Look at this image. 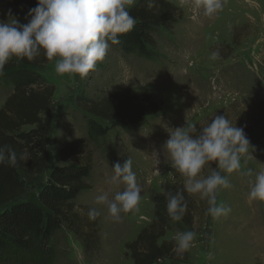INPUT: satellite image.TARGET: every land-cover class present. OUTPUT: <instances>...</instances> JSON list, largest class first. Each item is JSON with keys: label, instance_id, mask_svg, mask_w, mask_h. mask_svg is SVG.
<instances>
[{"label": "rangeland", "instance_id": "obj_1", "mask_svg": "<svg viewBox=\"0 0 264 264\" xmlns=\"http://www.w3.org/2000/svg\"><path fill=\"white\" fill-rule=\"evenodd\" d=\"M166 1L182 16L171 29L158 28L150 55L126 53L112 45L96 70L84 79L58 74L55 60L41 69L56 87L50 161L41 175L25 176L28 189L21 199L38 202L54 165L55 150L81 137L88 142L93 170L76 208L79 213L87 208L100 211L98 242L85 249L81 239L64 225L50 241L54 256L49 264H134L127 245L152 223L153 196L162 193L165 184H183V178L163 155L169 129L187 124L199 129L216 114H225L233 125L244 128L252 156L242 159L241 171L251 169L253 175L233 172L229 176L231 187L221 190L217 203L232 211L218 221L206 215V200L191 195L195 202L193 224L172 222L159 243H175V234L187 230L197 233L196 240L179 259L157 264H264V202L249 204L247 200L255 174L264 170V0H222V10L213 17L197 15L196 19L190 9L179 6L178 0ZM9 10L19 23L28 22L27 8L15 6L13 0H0V20L9 19ZM216 50L222 55L212 61L210 55ZM127 87L151 95L161 110L143 125L114 128L92 141L85 102L110 97ZM11 92L12 86L0 79V108ZM154 151L160 153L158 165L152 157ZM127 158L132 160L142 198L139 212L122 214V220L116 222L108 215L107 206L97 204L96 198L107 192L111 199L123 189V185L111 183L112 166L123 164ZM211 170L206 165L202 174L207 176Z\"/></svg>", "mask_w": 264, "mask_h": 264}, {"label": "trees", "instance_id": "obj_2", "mask_svg": "<svg viewBox=\"0 0 264 264\" xmlns=\"http://www.w3.org/2000/svg\"><path fill=\"white\" fill-rule=\"evenodd\" d=\"M13 4L29 10L36 6V0H13ZM130 14L137 23L131 32L120 35L121 43L114 46L142 56L151 54L158 28L171 29L182 16L179 9L166 0H138L130 8ZM49 62L43 53L33 61L13 58L0 76L5 85L12 86L11 94L0 108V146H11L18 156L16 167L0 165V264H49L54 256L50 241L64 225L81 239L85 249L98 242V219L88 217L92 208L82 213L76 208L78 198L88 188L93 170L85 138L69 140L55 150L54 165L39 192L38 202L21 199L28 189L25 176L41 175L50 161L56 87L41 73ZM85 106L90 114L87 130L92 141L106 136L114 128L143 125L161 110L151 95L130 87L104 99L89 100ZM27 126L30 129L24 130ZM182 188V183H168L162 193L153 196L152 223L127 245L134 264H157L165 259L180 258L174 251L173 241L159 243V240L173 222L166 212V197ZM184 197L187 212L177 223L190 226L195 202L187 192Z\"/></svg>", "mask_w": 264, "mask_h": 264}, {"label": "clouds", "instance_id": "obj_3", "mask_svg": "<svg viewBox=\"0 0 264 264\" xmlns=\"http://www.w3.org/2000/svg\"><path fill=\"white\" fill-rule=\"evenodd\" d=\"M136 0H36V6L28 10L25 24L11 16L0 20V76L5 65L13 58L17 61L35 60L43 55L56 61L58 74H75L81 79L96 70L97 64L107 56L112 45H119L120 35L131 32L137 20L130 14ZM181 8H188L192 18L203 15L211 18L222 10V0H178ZM151 6V5H150ZM30 18V19H29ZM220 58L219 50L210 55L212 61ZM250 141L244 128L233 125L225 114H216L205 126L195 125L169 129V138L162 146L165 162L183 178V188L166 197V212L173 222L182 221L187 212L184 192L206 200V215L213 221L226 218L232 209L217 203L222 189L231 187L229 176L233 172L252 176V170L241 171L242 159L252 156ZM160 153L153 152L155 164L160 163ZM23 155L19 159H23ZM16 167L18 156L9 145L0 146V165ZM215 164V167L212 165ZM212 170L204 176L205 166ZM111 183L123 185L109 199L105 192L96 203L106 205L108 215L116 222L122 214L139 212L142 187L132 170V160L112 166ZM159 173V170H155ZM248 203L264 202V170L255 174L247 197ZM100 215L97 208L88 212L90 220ZM143 218V217H141ZM197 237L191 230L177 232L174 236L177 255L190 250Z\"/></svg>", "mask_w": 264, "mask_h": 264}]
</instances>
